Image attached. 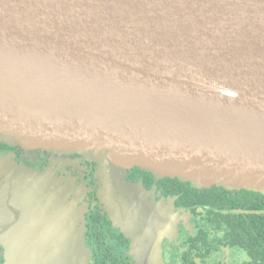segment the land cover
I'll use <instances>...</instances> for the list:
<instances>
[{
	"label": "water",
	"instance_id": "water-1",
	"mask_svg": "<svg viewBox=\"0 0 264 264\" xmlns=\"http://www.w3.org/2000/svg\"><path fill=\"white\" fill-rule=\"evenodd\" d=\"M0 144L264 196V0H0ZM72 182L0 161L7 264L90 262Z\"/></svg>",
	"mask_w": 264,
	"mask_h": 264
},
{
	"label": "flooded vegetation",
	"instance_id": "flooded-vegetation-1",
	"mask_svg": "<svg viewBox=\"0 0 264 264\" xmlns=\"http://www.w3.org/2000/svg\"><path fill=\"white\" fill-rule=\"evenodd\" d=\"M52 159L49 153L0 144V161L42 173L49 169L57 179L73 181L71 193L86 224L88 264H254L255 253L238 240L246 232L241 216L254 212L240 209L250 204L237 195L242 191L212 187L209 192L190 185L202 191L197 193L177 179H157L133 168L108 193L97 164L80 155ZM20 237H15L17 244ZM2 239L0 264H7L10 250ZM17 252L19 257L29 249Z\"/></svg>",
	"mask_w": 264,
	"mask_h": 264
},
{
	"label": "trees",
	"instance_id": "trees-1",
	"mask_svg": "<svg viewBox=\"0 0 264 264\" xmlns=\"http://www.w3.org/2000/svg\"><path fill=\"white\" fill-rule=\"evenodd\" d=\"M187 187V189L197 193L202 192L193 189L190 184H187ZM204 191L209 190L204 189ZM215 191H219V189L215 188ZM237 195L247 197V201L250 202L249 205L243 202L244 204L240 206V209L254 211L253 214H243L241 216L244 217L246 232L238 240H241L240 243L242 242L248 251L255 253L254 264H264V196L246 191L237 193ZM257 212H260V214H257ZM234 236L237 238V234Z\"/></svg>",
	"mask_w": 264,
	"mask_h": 264
}]
</instances>
